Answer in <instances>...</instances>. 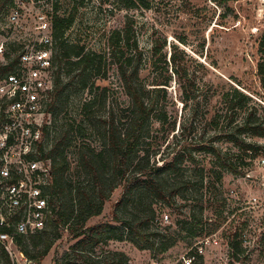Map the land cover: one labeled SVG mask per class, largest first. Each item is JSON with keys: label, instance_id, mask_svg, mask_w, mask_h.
I'll return each mask as SVG.
<instances>
[{"label": "rangeland", "instance_id": "1", "mask_svg": "<svg viewBox=\"0 0 264 264\" xmlns=\"http://www.w3.org/2000/svg\"><path fill=\"white\" fill-rule=\"evenodd\" d=\"M135 1L137 6L127 8L124 0H63L65 12L75 13L66 32L68 41L77 44L83 54L107 59L100 75L91 78L96 85L108 87L107 104L91 109L96 129L84 110L93 93L77 85L79 68L64 63L61 70V87L67 85L57 118L61 117L63 126L74 121L87 129L84 137L76 135L67 147L70 174L86 181V173L78 166L79 149L104 147L106 140L97 126L108 117L112 101L124 104L127 100L110 61V37L115 28L133 26L146 61L154 39H167V49L185 57L189 73L196 76L200 103L185 104L178 88L173 87L168 98L173 110L169 135L149 146L151 163L161 165L179 154V170L170 177L175 183L170 194L175 195L149 199L155 213L152 219H148L147 206L130 202L119 207V215L141 222L147 233L166 235L151 236L156 247L175 239L174 244L161 252L139 247L130 239H113L95 245L93 255L100 258L118 251L123 264H186L184 257L191 254H196L193 264H264V149L256 157L244 153L226 135L235 130L237 138L264 146V135L247 133L237 125L250 106H257V114L264 120V0ZM146 67L144 76L149 74ZM231 84L250 96L243 107L238 102L234 110L224 99ZM211 145L222 149L224 159L212 154ZM226 163L237 170L227 168ZM111 183L108 174L104 186L107 198L101 212L89 217L87 226L114 221L123 186L111 189ZM63 232L42 261L34 264H54L57 256L70 250L76 239L69 229Z\"/></svg>", "mask_w": 264, "mask_h": 264}, {"label": "trees", "instance_id": "2", "mask_svg": "<svg viewBox=\"0 0 264 264\" xmlns=\"http://www.w3.org/2000/svg\"><path fill=\"white\" fill-rule=\"evenodd\" d=\"M124 1L127 8L138 4L135 0ZM74 20L75 13L69 11L63 16H57L54 21L57 67L50 105L53 119L46 130V140L41 146V156L52 162L53 182L49 193L53 215L43 230L30 235H20L17 242L32 262L40 263L50 252L55 240L63 236V230L69 229L76 242L69 251H65L60 257L57 256L54 264H123L125 261L118 251H109L106 257L95 258V245L126 238L139 247L159 248L158 250L163 252L175 242V239L162 241L160 247H156L157 242L151 241V236L156 238L166 235L161 232L147 233L141 222L126 215H119V207L124 203L127 205L135 202L140 206H147L150 210L148 219L153 218L155 213L149 199L157 195L164 198L170 194L172 185L175 184L171 181V174L179 170L178 153L159 165L156 162L151 163L149 152L151 144L169 135V119L173 114L172 105L168 102L171 97L170 90L177 87L181 101L185 104L189 101L200 103V95L196 94V76L189 73L186 58L176 50H168L167 39H154L149 59L146 61L144 50L135 38L133 26L115 28L110 37V61L118 72L127 100L124 104L112 101L108 117L103 119V124L97 126L100 135L106 140L104 147L98 150L88 145L78 151V166L86 173L87 182L73 178L70 174L67 147L76 135L84 137L87 129L82 123L77 124L74 121L66 122L63 126L61 117L57 118L61 104L64 106L62 93L67 85L61 87L60 76L64 63L71 69L79 68L77 85L90 88L93 93L84 104V110L94 127L96 123L92 119L94 112L91 109L97 105L105 106L108 101V87H101L91 81V78L100 75L103 62L107 63L106 56L100 55L98 59L97 56L83 54L76 49L77 44L68 41L66 32ZM145 62L149 71L147 76L143 74ZM261 71L264 73V68ZM94 89L100 91L95 93ZM224 99L228 108L234 110L238 102L243 107L250 96L231 84ZM258 110L257 106L246 108L242 122L237 125L241 124L242 130L247 133L264 135V120L257 114ZM234 131H229L226 135L234 140L242 152H251L256 157L264 149L261 144L243 137L237 138ZM211 148L214 156L224 159L219 146L211 145ZM225 166L234 172L237 170L232 163H226ZM108 174L111 175V189L117 184L123 186L121 199L116 203L113 212L114 221L117 220L118 223L113 221L87 226L89 217L101 212L102 203L107 198L104 186ZM0 258L4 264H14L1 241Z\"/></svg>", "mask_w": 264, "mask_h": 264}, {"label": "built area", "instance_id": "3", "mask_svg": "<svg viewBox=\"0 0 264 264\" xmlns=\"http://www.w3.org/2000/svg\"><path fill=\"white\" fill-rule=\"evenodd\" d=\"M67 13L63 0H0V241L17 264H34L18 236L43 230L53 215L52 162L41 146L52 123L54 21Z\"/></svg>", "mask_w": 264, "mask_h": 264}, {"label": "water", "instance_id": "4", "mask_svg": "<svg viewBox=\"0 0 264 264\" xmlns=\"http://www.w3.org/2000/svg\"><path fill=\"white\" fill-rule=\"evenodd\" d=\"M10 254H11V259H12L13 263L17 264V260H16V258L14 256L13 252H10Z\"/></svg>", "mask_w": 264, "mask_h": 264}]
</instances>
